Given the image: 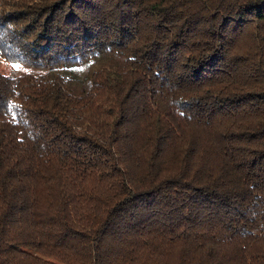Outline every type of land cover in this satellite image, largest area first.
I'll use <instances>...</instances> for the list:
<instances>
[{"label": "trees", "instance_id": "obj_1", "mask_svg": "<svg viewBox=\"0 0 264 264\" xmlns=\"http://www.w3.org/2000/svg\"><path fill=\"white\" fill-rule=\"evenodd\" d=\"M0 264H264V0H0Z\"/></svg>", "mask_w": 264, "mask_h": 264}, {"label": "rangeland", "instance_id": "obj_2", "mask_svg": "<svg viewBox=\"0 0 264 264\" xmlns=\"http://www.w3.org/2000/svg\"><path fill=\"white\" fill-rule=\"evenodd\" d=\"M0 73L11 77H16L27 73L34 74L35 72L21 67L20 65L8 63L3 58H0Z\"/></svg>", "mask_w": 264, "mask_h": 264}]
</instances>
